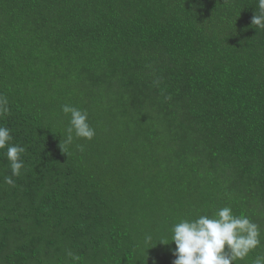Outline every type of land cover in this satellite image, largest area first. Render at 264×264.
Wrapping results in <instances>:
<instances>
[{"label": "trees", "instance_id": "1", "mask_svg": "<svg viewBox=\"0 0 264 264\" xmlns=\"http://www.w3.org/2000/svg\"><path fill=\"white\" fill-rule=\"evenodd\" d=\"M256 0H0V264H173L170 229L230 206L264 255ZM87 110L91 141L66 145ZM78 146H82V151ZM150 235L149 244L144 243ZM165 240L168 245L161 244Z\"/></svg>", "mask_w": 264, "mask_h": 264}, {"label": "clouds", "instance_id": "2", "mask_svg": "<svg viewBox=\"0 0 264 264\" xmlns=\"http://www.w3.org/2000/svg\"><path fill=\"white\" fill-rule=\"evenodd\" d=\"M251 24L264 30V0H256ZM7 105V97L0 95V116L7 114ZM62 112L70 117L64 140L66 145H71L74 138L91 141L95 137L96 131L88 122L87 110L65 104ZM78 147L83 150L82 146ZM0 150H3L11 170L4 183L14 185L13 177L20 176L24 168L21 154L26 149L12 143L11 129L3 125H0ZM170 232L171 243L175 244L173 264H235L261 245L259 226L246 215H235L230 206L219 208L212 216L181 219L172 225ZM151 240L150 235L145 236L144 243L149 244ZM160 243L170 244L165 240ZM67 256L74 264L79 261L71 251ZM252 264H264V255H257Z\"/></svg>", "mask_w": 264, "mask_h": 264}]
</instances>
